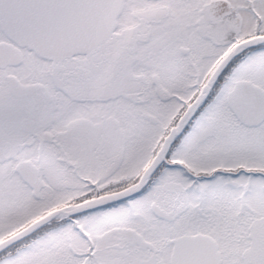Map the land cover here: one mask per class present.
Returning a JSON list of instances; mask_svg holds the SVG:
<instances>
[{
    "label": "snow or ice",
    "instance_id": "6c2138e0",
    "mask_svg": "<svg viewBox=\"0 0 264 264\" xmlns=\"http://www.w3.org/2000/svg\"><path fill=\"white\" fill-rule=\"evenodd\" d=\"M0 264H264V0H0Z\"/></svg>",
    "mask_w": 264,
    "mask_h": 264
}]
</instances>
